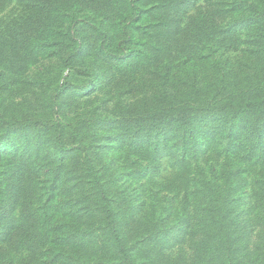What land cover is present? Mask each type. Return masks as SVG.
I'll return each mask as SVG.
<instances>
[{"label": "rangeland", "instance_id": "1", "mask_svg": "<svg viewBox=\"0 0 264 264\" xmlns=\"http://www.w3.org/2000/svg\"><path fill=\"white\" fill-rule=\"evenodd\" d=\"M261 14L264 0H0V114L54 122L72 147L0 126V264H118L89 160L134 264H264V162L246 157L264 153ZM179 107L196 110L182 130ZM224 160L243 178L217 191Z\"/></svg>", "mask_w": 264, "mask_h": 264}, {"label": "trees", "instance_id": "2", "mask_svg": "<svg viewBox=\"0 0 264 264\" xmlns=\"http://www.w3.org/2000/svg\"><path fill=\"white\" fill-rule=\"evenodd\" d=\"M263 15L264 14H261V16H263ZM57 89L59 90V92L62 90V88L60 86ZM263 103H264V100H263ZM250 106H252V103L246 102V105L244 107L248 108ZM212 108L216 109V110H222V108L224 109V106H221L218 104H213ZM195 111L196 110H193V108L189 109V108L179 107L177 109H174L168 116L170 117L171 121L173 120V121L180 122L181 130H182V129L187 128L186 127L187 125L185 124L186 122L191 123V120H192L191 114L194 113ZM263 121H264V116H262L260 118V120H258V122L254 125V131L256 130L255 133H260L264 130V122ZM39 125H43V127L47 128L50 132L51 131L54 132L52 141L55 142L56 147L58 149H61L62 152L70 151V149H72V147H70L67 143V140L65 138V133L62 130V128L60 127V125H57L54 122L44 120V119H40V118L31 119V120H28L27 122L19 121V120H9V119H6L2 114H0V126L38 128ZM245 128H246V124L244 123L241 126H237V125L231 126L227 131L230 135L235 136L240 130H242V129L245 130ZM247 128L249 129V126H247ZM190 131H193V128ZM216 138L217 137L214 134L209 139L208 142H212V140L214 141ZM229 143L230 142H228L226 144L228 145L227 147L230 151H234V150L237 151L239 149H242V147H243L242 145L238 146L237 144H234V143L229 144ZM253 146L254 147H252L250 149V151H248V153H246V157H247V159H251V160H253L255 157H259L258 163L262 164L264 162V153L262 155H260L259 152L256 150V144ZM258 155H260V156H258ZM232 162H233V160H228V161L224 160L223 163L225 164V166H224V168L221 169V176L224 179L222 177L221 178L219 177L215 181V185H216L215 188L217 191L220 190L219 189L220 185L218 183V179H222L223 183L227 187H229L230 185H232L236 181V178L238 180L240 177L243 178V176L241 174V172H243L242 168L238 167V168H233L232 170H231V168H228V167L232 166L231 165ZM88 167H89L88 173L90 174V176L92 178V183L94 185V188H95L96 192L101 196L100 212L102 213L103 227H104V230L106 231L110 241L112 242V245L114 246L116 256L119 259L117 263L118 264H134V258L131 255V251L126 248V244H125V241L123 238L122 231L120 230V228L118 226L117 216H116L115 210L113 209L112 202H111L110 198L104 193L103 182L101 181L100 176L98 175L97 170H96L92 160H89ZM214 174H216V172H214ZM246 182H247L246 180L242 181L241 184H245ZM261 183L264 184V181L262 180ZM205 193H208V192H204L203 188H201V190H199L198 195L201 196L202 194H205ZM212 195L214 196L213 200H211V202L214 203V213H213L212 220L217 221L220 217L221 218L223 217L222 213L219 214V211H220L219 206H221L222 204L225 203V201H223L225 196H221L222 195L221 192H216L214 190L212 191ZM250 209L251 208L249 207V210ZM90 229L91 228H87V231L89 232ZM72 233H74V232H72ZM92 233H94V232H92ZM92 233H91V235H92Z\"/></svg>", "mask_w": 264, "mask_h": 264}]
</instances>
